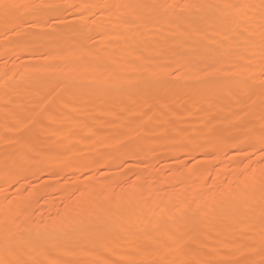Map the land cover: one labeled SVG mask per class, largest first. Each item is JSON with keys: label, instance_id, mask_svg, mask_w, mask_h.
<instances>
[{"label": "snow or ice", "instance_id": "6c2138e0", "mask_svg": "<svg viewBox=\"0 0 264 264\" xmlns=\"http://www.w3.org/2000/svg\"><path fill=\"white\" fill-rule=\"evenodd\" d=\"M69 10H73L72 19L65 15ZM0 19L5 28L13 25L14 35L47 47L49 52L40 54L46 60L65 58L64 46L68 43L72 44L68 55H93L87 46L88 40L96 41L92 33L119 38L118 29L147 27L152 22L175 23L185 40H204L207 38L204 25L218 24L225 29L224 39L232 41L233 47L225 49L223 59H217L214 54L209 56L216 62L211 70H206L205 76L236 78L223 102L211 108H199L195 114L197 118L185 122L187 127L167 113V118L160 119L159 123L151 118L140 122L129 118L123 130L115 133H106L103 124H88L71 114L61 117L58 127L45 125L43 118L38 119L35 113L20 115L16 127L19 135L6 138V143L14 148L0 157V172L7 177L8 187L15 186L20 192V181L15 177L30 171L36 163L42 164L51 158L66 164L70 153L85 151L75 148L85 139L123 152L159 137L170 143L171 150L183 153L177 160L219 159L221 155L229 157L235 152L246 158L240 161L241 165L247 163V167L241 169L243 179L236 188H230L229 195L218 205L214 204L217 211L213 217H208L204 206L187 205L175 215L161 216L150 222V226L158 230L164 226L167 237L153 238L152 250L159 257L156 260L66 259L81 257L90 251L68 239L73 232L84 228L94 230L116 213L108 210L100 222L93 221L90 226L84 222L74 224L67 216H57L51 224L43 225L42 231L33 232L17 224L29 202L25 198L16 202L15 210L10 203L7 216L0 219V264H264V0H185L183 3L168 0H83L81 3L0 0ZM8 34L5 31V38ZM225 63L229 65L227 71L223 70ZM226 131L234 134L226 139ZM42 147L47 150L42 152ZM37 156L43 158L37 160ZM184 167L188 168V164ZM51 174L60 176L59 171ZM127 183L133 194L140 191L131 178ZM6 191L7 188L0 185V196ZM4 199L9 200V197ZM3 211L0 207V213ZM213 233L212 251L206 253L210 258H193L191 242ZM20 249L31 250L28 258L19 254Z\"/></svg>", "mask_w": 264, "mask_h": 264}, {"label": "rangeland", "instance_id": "374dc122", "mask_svg": "<svg viewBox=\"0 0 264 264\" xmlns=\"http://www.w3.org/2000/svg\"><path fill=\"white\" fill-rule=\"evenodd\" d=\"M70 2L81 3L83 0H70ZM168 2L183 3L185 0H168ZM76 14L78 15V13ZM65 15L72 19L73 10L67 11ZM210 25H213L211 30L208 29ZM12 26L9 25L8 28H5L3 20L0 19V122L2 123H0V128L2 129V126L6 124H13L7 130L2 129L6 138L19 135L14 126V122L17 121L16 117L33 113L37 115L38 119L42 117L45 125H52L53 127L59 126L57 121L61 117L71 114L72 117L88 124H103V131L106 133L122 131L123 124L129 118L137 122L149 121L151 118V120L159 123L160 119L167 118L165 113L173 118H178L181 126L187 127L189 125L185 122L195 120L197 118L195 114L199 108H211L223 102L229 89L234 86L232 81L236 79L227 75L205 76L206 70H211V65L216 62L211 60L209 56L222 41L227 42L226 39L222 38L225 29L218 24H207L204 27L209 38L204 40H209V45L207 46L208 49L205 50L207 52H203V55L209 58L211 62H205V60L204 62L203 60L197 61L196 64L191 63L190 60L189 62L187 57H191L189 51L192 44L191 40H185L179 35L175 23H163L145 31L147 37L145 43L135 39L130 41L132 35L129 32L126 33L124 42H127L130 50H132L125 57H119L112 67L106 69L105 62L112 54V48L109 46V51L104 52L105 56L104 54L98 55L99 58H97L96 47L102 44L103 38L106 41L108 38L109 42L115 41L113 37L92 33L96 36V41L88 40L87 46L92 50L93 55L82 57L68 55V50L72 48V44L68 43L64 46L65 58L52 61L46 60L44 56L40 55L49 52L47 47L40 46L41 42L29 40L21 35L5 38V31L9 32ZM148 39L154 40L153 47H151ZM216 39L220 43L214 46L213 42L217 44ZM212 40L214 41L212 42ZM163 58H165V67L162 66ZM143 62L148 63L147 68L141 66ZM85 64L88 68L87 72L84 71ZM49 65L63 70L60 83L56 87H52L54 73L41 72L43 68ZM134 66L139 68L135 72L133 71ZM224 66L227 67V70L229 69L227 63ZM192 68H196L198 76L186 78L184 76L185 70ZM30 69L36 70V72H30ZM100 71L101 74L103 72L108 74L105 79L100 78ZM84 73H86L85 77ZM116 74H120L119 81L114 80ZM205 81L211 82L206 83ZM115 82L118 85L115 84L114 86ZM179 85L182 89L179 88ZM211 85L213 86L211 87ZM188 86L190 91L186 90ZM109 88H111L110 93H105L104 91ZM162 88H165L164 92H161ZM123 93L130 96H124L123 99L118 100ZM208 95L211 96V100L207 97ZM173 98L176 99L172 100ZM187 99L190 100V106L184 109ZM46 113H51V119L45 116ZM64 122L67 123L68 121ZM256 124H259V115L256 117ZM233 134V132L226 131V139ZM153 138L149 139L150 144L145 145L147 142L145 141L135 148L139 151L144 150L149 155L140 152L141 155L135 159L130 157L132 150H125L127 152L116 158L118 152L112 148L97 142H81L76 144L75 148L85 151L70 153L71 158L66 164L49 158L45 163L34 164L31 169L32 175L26 172L24 173L25 176L24 174L21 175L22 178L20 176L15 177L17 180L20 179L19 188L22 189L20 192H17L15 186L8 187L5 184L7 179L5 175L1 177L0 185H4L7 191L4 196L0 197L2 199L5 196L9 197V200H4L7 206L11 203L12 210H14L20 197L28 195L34 189L33 187H39V191L37 190L33 194L34 202H32L33 205L30 209H34L29 210V218L34 216L32 220L43 226L47 219H55L57 216H63L66 212H72L71 215L76 216V218L86 215L87 211L94 214L102 213L105 216V213L114 208L118 202L125 201V196L121 195L130 185L127 181L131 178L132 183L144 185L142 196L146 201L145 203H149L146 204L147 207L156 203V198L167 200L168 197H171V201H169L170 198L167 200V203H170H164V205L169 206L167 209L169 212L173 211V215L187 205L193 207L199 205L205 207L209 218L213 217L210 213L215 215L217 211L214 204L218 205L221 200L229 195V189H235L237 183L243 179L240 173L242 168L247 167V163L241 165L240 161H246V158L233 152L229 157L221 155L219 159L200 157L196 161L186 158L177 160V157H183L182 152L171 151L170 143L161 141L159 137ZM51 139L59 140L61 138L52 137ZM13 148L14 146L6 143V140H0V157L6 151L11 152ZM41 150L45 152L47 149L42 147ZM42 158V156H37V160ZM94 161H102L103 163H94ZM88 162L92 163L93 167L87 169L85 165H88ZM185 163L188 164V168L184 167ZM38 166H40L39 169ZM256 167H259L258 163H256ZM204 169H208V171L204 172ZM56 171L60 172V176L51 174ZM105 172L107 175L104 174ZM30 175L31 177H29ZM84 179L88 180L85 181ZM108 180L111 181L110 185ZM87 182L93 183V185L89 184L92 189L85 199L79 202V206L73 207V201L77 198L76 189L86 187L88 184L84 185V183ZM195 184H202V187L193 194L192 189ZM149 189L154 190L155 195L150 196L151 190ZM109 193L113 195V200L108 196ZM120 193L122 194L119 195ZM168 194L170 196H167ZM96 196L100 197V201L97 203H95ZM218 197L220 198L218 199ZM180 200H183L185 205ZM164 205L163 208H165ZM7 206L4 211L6 216L9 212ZM211 207L215 209H213L215 212H211ZM73 217L74 222L75 218ZM132 221L119 220L117 224H120V227L116 225L107 232L105 231L107 221L103 222L96 229V232H92L88 228L73 232L68 239L74 245L89 248L90 251L81 257L65 258L99 257L102 259L140 260L139 258L144 253L148 254L149 251L152 260L158 258V255L150 247L154 244V237L167 238L166 233H162L164 226H161L159 230L148 226L145 230L147 235H145V239L138 240L135 236H128L125 231L126 228L137 225L136 220ZM193 222L196 221L189 223ZM17 224L21 226L24 222L19 220ZM91 224L88 220L84 222V225L90 226ZM213 235L215 233L202 236L191 242L193 258L198 256L210 258L206 256V253L212 251ZM129 240L133 244L127 245ZM147 247L150 249L146 250ZM19 254L28 258V251L20 249Z\"/></svg>", "mask_w": 264, "mask_h": 264}, {"label": "bare ground", "instance_id": "6f19581e", "mask_svg": "<svg viewBox=\"0 0 264 264\" xmlns=\"http://www.w3.org/2000/svg\"><path fill=\"white\" fill-rule=\"evenodd\" d=\"M161 24H163V23H156V22H152V23H150L147 27H145V26H141V27H135V26H133V27H128V28H126V29H118L117 30V32H118V34H120L119 35V38H114L115 39V41L113 42V41H110L109 42V40H108V38H106L107 39V41L105 40V38H103L104 40L102 41V44L101 45H99V46H97L96 47V54H98V55H103L104 54V56H105V51H109V46H111V55L107 58V61L105 62V69L106 68H110V67H112L115 63H116V61H117V59L119 58V57H121L122 56V58L123 57H125L127 54H129V52L132 50H130V48H129V44H127V42L125 43L124 41V36L126 35V33H130L132 36H130V41L132 40H139L140 42H143V43H145L146 42V40H147V37H146V34H145V31L146 30H148V29H151V28H155L157 25H161ZM204 27H205V25H204ZM159 28V27H158ZM213 28V25H210L209 27H208V29L209 30H211ZM163 29H164V27H163ZM165 30V29H164ZM9 34H8V37L7 38H11V37H14L15 35L11 32V30L8 32ZM122 33V34H121ZM223 35V34H222ZM221 35V36H222ZM149 36V35H148ZM106 37H108V36H106ZM150 37V36H149ZM222 38H224V36L222 37ZM151 39V38H150ZM206 39H209L208 37L206 38ZM211 39H213V38H211ZM110 40H111V38H110ZM149 40V39H148ZM215 40V39H214ZM214 40H212V42L214 41ZM150 41V44H151V47H153V45L155 44L154 43V40H149ZM229 40H227V42L224 40V42L222 41L221 43H220V41L218 42L217 41V39H216V42H217V44H215V42H213L214 43V46H217L219 43V45L216 47V49L215 50H213V52L211 53L212 55L214 54L216 57H217V59H222L223 57H222V53H224V51H225V49L227 48V49H229L230 47H233V42L232 41H229ZM211 42V43H212ZM191 47H190V49H189V51H190V53H191V57H187V60L189 61H191V63L193 62V63H195L196 64V62L197 61H200V60H203V62H204V60H205V62L206 61H210L209 60V58H206L205 57V55H203V52H207V51H205V50H207L208 48H207V46L209 45V40H200L199 38H195V39H193V40H191ZM221 45H223L224 47H221ZM217 49H219V51L217 52L216 50ZM231 49V48H230ZM179 56V55H178ZM177 56V57H178ZM185 56H187V55H185ZM78 57V56H77ZM80 57V56H79ZM205 57V58H204ZM145 60V59H144ZM147 60V59H146ZM163 60V64H162V66L163 67H165V58H163L162 59ZM212 60V59H211ZM53 61V60H52ZM189 61V62H190ZM214 61V60H213ZM211 62V61H210ZM208 63V62H207ZM142 67H145V68H147L148 67V63L147 62H143V64L141 65ZM187 66V65H186ZM68 67V66H67ZM11 68V67H10ZM149 68H151V67H149ZM187 68V67H186ZM229 68V67H228ZM66 69V68H65ZM84 71L85 72H87V66H86V64L84 65ZM121 69H123V68H121ZM139 68H138V66H134L133 67V71L135 72V71H137ZM198 69V68H197ZM8 70H9V68H8ZM41 70V69H40ZM39 70V71H40ZM223 70L224 71H227V67H225L224 66V64H223ZM31 71H34V72H36V70H33V69H30V72ZM41 72L42 73H47V72H52V73H54V80H53V83H52V87H56L59 83H60V80H61V77H62V74H63V70H59V69H56V67H53V66H48V67H45V68H43L42 70H41ZM100 74H101V71H100ZM161 74V73H160ZM159 74V75H160ZM84 75V77H85V75H86V73H84L83 74ZM107 75L108 74H106V73H102L101 74V79H105L106 77H107ZM120 75V74H119ZM119 75H115V81H117L118 80V78L120 77ZM184 76L186 77V78H194V77H197L198 76V72H197V70H196V68H192V69H188V70H185V72H184ZM120 79V78H119ZM119 81V80H118ZM207 83V82H206ZM71 84V82L69 83V85ZM115 84H117L116 82L113 84L114 86H115ZM118 85V84H117ZM176 85V84H175ZM114 86H111L110 85V87H113L114 88ZM213 85H211V87H212ZM70 87V86H69ZM68 87V88H69ZM179 88L180 89H182V87H181V85H179ZM186 88V87H185ZM184 89V88H183ZM185 90V89H184ZM186 90L187 91H190V87L188 86V88H186ZM110 91H111V88H109V89H106L104 92L105 93H107V94H109L110 93ZM165 91V88H162V90H161V92H164ZM194 92V91H193ZM210 94V93H209ZM211 95V94H210ZM124 96H130V95H128L127 93H123L121 96H119V98H118V100H121V99H123L124 98ZM208 98H209V100H211L210 99V97L211 96H207ZM176 98H173L172 100H175ZM189 106H190V100H188L187 99V102L185 103V105H184V109L185 108H189ZM61 110H62V108H61ZM10 113V112H9ZM48 119H51V113H46V115H45ZM3 117V116H2ZM5 117V116H4ZM10 117V116H9ZM15 117V116H14ZM151 117V116H150ZM6 118V117H5ZM17 118V117H16ZM1 123V122H0ZM7 123V122H6ZM2 124V123H1ZM93 124V123H92ZM97 124V123H96ZM13 124H6V125H3L2 126V129L3 130H7V129H9L10 128V126H12ZM14 126L15 127H17V121H15L14 122ZM13 128V127H12ZM1 129V128H0ZM2 129L0 130V140H6V136H5V134H3V132L4 131H2ZM15 129V128H14ZM154 139V138H153ZM157 141V140H156ZM162 141V140H161ZM82 142H88V143H91V142H94V141H90V140H87V139H85L84 141H82ZM165 143H168L169 144V142H167V141H165ZM146 144H150V140H148L146 143H145V145ZM149 148V147H148ZM42 151V150H41ZM172 151V150H171ZM43 152V151H42ZM124 152H127V151H123V152H118V154L116 155V158H118L117 156H121V154H123ZM142 152H145L144 150L143 151H139V150H136L135 149V151H131V153H130V157H132V158H136L137 156H139V155H141V153ZM151 152V151H150ZM120 154V155H119ZM145 154L146 155H149V153L148 152H145ZM144 154V155H145ZM143 155V154H142ZM123 156V155H122ZM128 156V155H127ZM154 156V155H153ZM129 157V156H128ZM149 157V156H148ZM150 158V157H149ZM118 160V159H117ZM71 162V161H70ZM89 163V162H88ZM92 163H93V161H92ZM92 163H89L88 165H89V167H86L87 169H89L90 167H93L91 164ZM38 169L40 168V166H38L37 167ZM32 169V168H31ZM38 171V170H37ZM87 172V171H86ZM27 173H29V174H31L32 175V171L30 170V171H28ZM35 173V172H34ZM31 175L29 176V177H31ZM236 175H237V173H236ZM4 176V173L3 172H0V178L1 177H3ZM24 176H25V174H24ZM21 177V176H20ZM36 177V176H35ZM235 177V176H234ZM22 178V177H21ZM27 178V177H26ZM25 178V179H26ZM34 178V177H33ZM24 179V178H23ZM28 179V178H27ZM20 180V179H19ZM85 180V179H84ZM88 180V179H87ZM87 180H85V181H87ZM109 181V180H108ZM83 182V181H82ZM92 185H93V183L92 182H90ZM90 183H84V185L85 184H88V185H86V187H81L80 189L79 188H77L76 190H77V198L73 201V207H77V206H79L80 204H79V202L81 201V200H84L85 199V197L88 195V193H89V191H90V189H92V187L90 186L91 184ZM110 183H111V181H109L108 182V184L110 185ZM114 183V182H113ZM169 183V182H168ZM90 184V185H89ZM133 184H136L138 187H139V189H140V191L139 192H136L135 194H133L132 193V191H131V185H129L128 186V188L126 189V191L122 194V193H120L119 195H121V196H125V201L124 202H118L117 204H116V206L114 207V208H112L111 209V211L112 212H114V213H116V216H114L111 220H107V222H106V226H105V231L107 232V231H110V230H112L114 227H116V225H118L117 223L119 222V220L121 221H124V222H127V221H131V220H133L132 222H134V220H136V223H137V225L136 226H134V227H129V228H126L125 229V231L127 232V234H128V236H135L138 240H143V239H145V230L147 229V227L148 226H150V222L151 221H154V220H156V219H159L161 216H164V217H167V216H170V215H173V211L172 210H170V211H172V212H169V210L167 209L168 207L167 206H165L164 205V203H167V200L170 198V200L169 201H171V197H168V199L167 200H164V199H161V198H156V197H154V198H156V200L157 201H155L156 203H154L153 205H151V206H148L147 207V205L149 204V203H145L146 201H145V199H144V197L142 196L144 193V185H140L139 183L137 184V183H133ZM142 184V183H141ZM166 184V183H165ZM222 184V183H221ZM21 185H23V186H26V185H24V184H21ZM41 185V184H40ZM95 185V184H94ZM205 185V184H204ZM39 186V185H38ZM108 186V185H107ZM113 187V186H112ZM151 187V186H150ZM155 187V186H154ZM202 187V184H195L194 185V188L192 189V191H193V194H195V193H197V191L200 189ZM34 189H32V191L30 192L32 195H31V197H29V194L28 195H26L25 197L23 196V197H20V199L17 201V202H19V201H21V200H24L25 198H28L29 199V202H28V204H27V207L23 210V213L18 217V219H17V221H23L24 222V224L23 225H21L22 226V229L23 228H28V229H31L33 232H35V231H42L43 230V227L42 226H40V224H38V223H35L32 219L34 218V216H33V218H29V210L30 211H32V209H34V208H32V209H30L31 207H32V205H33V203L32 202H34L33 201V194H35L36 192H37V190L39 189V187H33ZM48 188V187H47ZM75 189V188H74ZM97 189V188H96ZM220 189H221V187H220ZM229 189V188H228ZM20 190H22V189H20ZM24 190V189H23ZM75 190V191H76ZM149 190H151L150 191V196H153V195H155L154 193H155V191L154 190H152V189H149ZM157 190V189H156ZM39 191V190H38ZM160 192V191H159ZM182 192V191H181ZM39 193V192H38ZM41 193V192H40ZM76 193V192H75ZM217 193V192H216ZM218 194V193H217ZM128 195V196H127ZM130 195V196H129ZM149 195V194H148ZM49 196V195H48ZM108 196H110V199H114L113 198V195H111L110 193H109V195ZM116 196V195H115ZM167 196H170L169 194L167 195ZM178 196V195H177ZM180 196V195H179ZM219 196H222V195H220L219 194ZM184 198V197H183ZM220 197H218V199H219ZM177 199H179V198H177ZM223 199V198H222ZM103 200V199H102ZM48 201V200H47ZM100 201V197L99 196H96V199H95V203H97V202H99ZM166 201V202H165ZM172 201H173V199H172ZM180 201H183V200H180ZM45 202H46V200H45ZM175 202V201H174ZM170 202H168L167 204H169ZM147 204V205H146ZM174 204H176V203H174ZM183 205H185L184 204V201H183V203H182ZM186 204H189V203H186ZM163 205L165 206V208H163ZM6 202H5V200L4 199H2L1 197H0V207H2L3 209H4V211H5V208H6ZM8 207V206H7ZM15 207H16V205H15ZM175 209V208H174ZM214 208H212L211 207V212H213L214 210H213ZM14 210H15V208H14ZM28 210V211H27ZM3 211V213H0V219H3V218H5L6 217V212H4ZM7 211V210H6ZM215 212V211H214ZM72 213V212H71ZM71 213L70 212H66L63 216H67L69 219H71V220H73L72 219V215H71ZM208 213V212H207ZM212 216H214V214H212V213H210ZM216 214V213H215ZM32 215V214H31ZM175 215V214H174ZM38 217V216H37ZM104 217V215L102 214V213H97V214H94V213H89L88 211H87V214L86 215H83V216H81V217H79V218H76V216L75 217H73V218H75L74 219V224H77V225H79L81 222H85L86 220H88V221H90L91 223L93 222V221H97V222H100V220L102 219ZM55 218V217H54ZM54 219H47V221H46V223H45V225H48V224H51V222L53 221ZM36 221V220H35ZM37 222H39V221H37ZM127 224H130V223H127ZM133 224V223H132ZM120 225V224H119ZM118 225V226H119ZM124 225V224H123ZM131 225V224H130ZM120 227V226H119ZM125 228V227H124ZM96 229L97 228H95L94 230H92V232H96ZM120 229H122V228H120ZM123 231V230H122ZM162 233L163 234H165L166 232H165V230H164V227L162 228ZM147 236V235H146ZM131 240H129L128 242H127V245H130L131 243H132V241L130 242ZM149 243H151V242H149ZM133 244V243H132ZM152 244V243H151ZM150 248H152V246L150 247ZM149 247H147L146 248V250H149L150 249ZM205 248V247H204ZM145 250V251H146ZM28 251H30V249L28 250ZM144 251V252H145ZM150 252V251H149ZM149 252H148V254L147 253H144L142 256H141V258H139L140 260H152V258H150V256H149ZM159 258V257H158ZM158 258H156V259H158ZM155 258L153 259V260H156Z\"/></svg>", "mask_w": 264, "mask_h": 264}]
</instances>
